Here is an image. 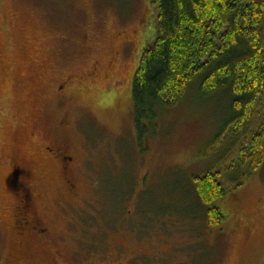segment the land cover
Instances as JSON below:
<instances>
[{"label": "rangeland", "instance_id": "obj_1", "mask_svg": "<svg viewBox=\"0 0 264 264\" xmlns=\"http://www.w3.org/2000/svg\"><path fill=\"white\" fill-rule=\"evenodd\" d=\"M154 15L150 0H0V264H264V162L214 203L218 225L193 185L223 150L209 146L228 98L192 89L139 137L131 86ZM35 130L70 146L76 165L65 179L51 167L29 174V209L49 232L23 242L11 228L22 177L2 156L17 165L15 149L34 170Z\"/></svg>", "mask_w": 264, "mask_h": 264}, {"label": "trees", "instance_id": "obj_2", "mask_svg": "<svg viewBox=\"0 0 264 264\" xmlns=\"http://www.w3.org/2000/svg\"><path fill=\"white\" fill-rule=\"evenodd\" d=\"M150 4L154 36L150 44L144 43L133 75L134 125L140 138L147 135L166 108L178 105L195 88L205 96L220 93L228 98L221 129L209 146L211 153L223 150L214 166L193 178L206 220L218 225L225 214L214 203L264 162V0H150ZM233 154L234 163L225 168ZM215 167L218 173L213 172Z\"/></svg>", "mask_w": 264, "mask_h": 264}, {"label": "flooded vegetation", "instance_id": "obj_3", "mask_svg": "<svg viewBox=\"0 0 264 264\" xmlns=\"http://www.w3.org/2000/svg\"><path fill=\"white\" fill-rule=\"evenodd\" d=\"M113 64V62L110 64V67L114 69L116 66ZM71 76H66L63 78L61 84H55V91L59 93L60 96H64L61 94L63 92L64 85L68 87L67 85L71 83ZM88 78H92V75L89 73L87 77H77V80L84 81ZM73 82V81H72ZM9 117V115H8ZM7 117V118H8ZM11 117V116H10ZM30 138L34 140L33 144V150L35 153V160H37V165L33 167L34 170H32L33 165H29L26 162V158L23 159L22 156L16 152V150H12L11 152H14V155L17 156L18 159L17 165L15 164V160L12 154H9L8 149L4 156V166L7 167L6 169H9L10 172H13L17 170L21 173L22 182H21V190L23 191V200H21L23 203L22 205H19V202L17 201V196H19L17 192V188L19 189V183L14 178L12 190H15L16 193H13L14 201L16 202V205L13 204L12 210V224L11 228H16L17 234L19 235V238H22L21 240H26L29 237H33L34 235H38L39 237H44L49 231L46 229V226L42 227L44 225L42 219H40L38 212L33 208L32 211L29 209L30 203L32 202V199L35 197L36 192V184L37 182L34 181V179L29 175L33 172H39V167L42 169L43 167H51L55 168V170L65 179V174L71 173V171H74L75 168V158L74 155L71 153V150L69 149L70 146L63 142L61 145L59 144L60 141L57 143H54V139H51L49 135L40 134L37 130L31 132L29 134ZM30 168V172H25V169ZM24 181V182H23ZM67 182H69V187L71 190H77L79 187H77L79 184L78 182L71 183L70 179H66ZM68 185L66 186L68 188ZM15 188V189H14ZM14 192V191H13ZM17 212V213H15ZM20 215V220L18 221L17 226V215ZM16 216V217H15ZM35 232L37 234H35ZM136 255H133L132 259L135 258ZM120 263V262H119ZM122 264V263H120Z\"/></svg>", "mask_w": 264, "mask_h": 264}]
</instances>
